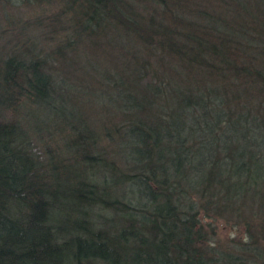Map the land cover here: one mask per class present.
I'll use <instances>...</instances> for the list:
<instances>
[{
  "label": "trees",
  "instance_id": "1",
  "mask_svg": "<svg viewBox=\"0 0 264 264\" xmlns=\"http://www.w3.org/2000/svg\"><path fill=\"white\" fill-rule=\"evenodd\" d=\"M247 3L0 0L33 12L0 46V264L264 261L204 221L248 223L255 201L264 233V9Z\"/></svg>",
  "mask_w": 264,
  "mask_h": 264
},
{
  "label": "rangeland",
  "instance_id": "2",
  "mask_svg": "<svg viewBox=\"0 0 264 264\" xmlns=\"http://www.w3.org/2000/svg\"><path fill=\"white\" fill-rule=\"evenodd\" d=\"M248 2V3H247ZM247 6L250 8H255L263 12L264 9V2H257L256 0H246ZM3 6V5H2ZM5 9L3 12L0 11V46H3V43L6 42V40L11 37L10 29H9V22L8 19H15L17 21V18L22 16V18H25L23 15L30 16L33 14V12L30 11V9L22 10V7L19 9H16L12 7L11 5H6L1 10ZM12 22V21H11ZM1 48V47H0ZM90 60H98L96 57L92 56L89 58ZM100 61V60H98ZM98 70L101 72V66H96ZM0 114L2 117L6 118L8 117L7 114L4 116L2 112L0 111ZM30 135L29 131H27ZM244 203H247V206L245 207V217L248 220V223L241 222L239 218L231 219L232 222L225 221L223 219H217L213 220L210 217H206L204 221L209 222L211 226L213 227L214 231L216 232V238L219 239L220 242L223 243V246L227 247L228 245H232L231 239H239L241 241H249V244L252 246H255L256 244H260L263 247V255H264V233L261 232L260 229H258V232L256 229H253V231H250L251 227L253 226V211L255 201H242ZM243 218V217H242ZM241 218V219H242ZM242 221H246L245 219ZM257 249V248H256ZM258 264H264V261L258 262Z\"/></svg>",
  "mask_w": 264,
  "mask_h": 264
}]
</instances>
